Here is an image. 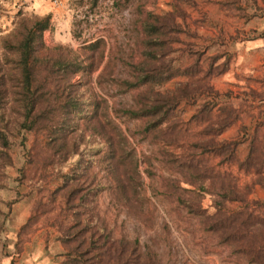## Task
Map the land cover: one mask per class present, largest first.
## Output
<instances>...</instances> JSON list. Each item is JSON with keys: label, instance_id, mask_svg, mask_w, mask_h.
Segmentation results:
<instances>
[{"label": "trees", "instance_id": "obj_1", "mask_svg": "<svg viewBox=\"0 0 264 264\" xmlns=\"http://www.w3.org/2000/svg\"><path fill=\"white\" fill-rule=\"evenodd\" d=\"M98 1L74 0L88 8ZM147 1L112 0L117 7L131 6L134 14L133 47L121 59L126 75L115 80L121 90L133 92L132 105L121 112L138 120L140 138L157 146L162 163L175 174L164 178L163 194L195 217L199 228L214 235L231 255L244 264H264V213L257 210L264 202L248 197L252 184L264 190V122H255L241 139L219 138L239 116L225 99L228 93L207 80L221 73L226 61L213 66L216 55L202 68L195 56L187 65L173 64L168 56L183 30L182 6L193 0H167L170 9L161 13L147 10ZM49 28V14L17 12L11 28L3 34L0 29V188L7 180L4 169L11 164V139L40 132L47 150L42 163L56 184L44 200L37 185L23 225L55 210L50 226L62 249L55 264H164L150 245L114 236L98 207L105 188L100 173L125 209L140 200L137 160L126 136L77 78L96 70L104 40H86L81 51L60 43L48 46L42 34ZM243 95L264 101V91L250 88ZM185 106L191 107L186 119ZM240 130L245 133L246 128L241 125ZM242 141L246 152L238 159ZM214 159L216 164L235 163L251 174V183L239 186L231 172L215 167ZM206 194L210 213L200 204Z\"/></svg>", "mask_w": 264, "mask_h": 264}, {"label": "rangeland", "instance_id": "obj_2", "mask_svg": "<svg viewBox=\"0 0 264 264\" xmlns=\"http://www.w3.org/2000/svg\"><path fill=\"white\" fill-rule=\"evenodd\" d=\"M145 8L161 13L170 6L167 0H150ZM182 8L186 13L184 20H180L183 30L176 34L168 58L173 64L184 66L199 56L202 68L216 55L213 66L226 61L225 69L207 80L214 89L227 92L226 101L238 109V119L219 138L238 140L251 132L255 122H264V101L243 95L250 88L264 91V3L262 0H193V4ZM17 12L33 13L25 9L21 0L15 4L13 0H0L1 34L11 28ZM49 15L50 28L42 34L45 45L60 43L81 51L86 40H104L103 57L96 70L78 74L77 78L83 80L90 96L98 101L100 111L106 110L120 127L137 160L140 200L131 210L113 198L109 180L100 173L105 188L98 195V207L114 236L134 237L150 245L164 264H244L219 244L214 235L202 231L195 217L163 194L164 178L175 174L162 163L157 146L140 138L138 120L121 112L132 105L133 92L121 90L115 80L126 75L121 59L127 58L134 43L133 8L117 7L112 0H99L92 8L66 0ZM190 110L189 106L183 107L184 119ZM241 125L246 128L245 133L240 130ZM263 126L260 132H264ZM10 144L11 164L4 169L7 180L0 188V264H55L62 252L56 230L50 226L55 210L23 225L31 214L37 185L44 200L56 184L42 163L47 155L44 138L40 132H23L14 136ZM245 152L246 141H242L236 150L237 158L241 159ZM216 161L213 160L215 167L231 172L239 186L251 183V174L239 170L235 163L216 164ZM33 182L36 184L31 186ZM248 197L264 202V190L252 184ZM210 202L207 194L202 195L200 204L208 213L213 211ZM257 210L264 213V204Z\"/></svg>", "mask_w": 264, "mask_h": 264}, {"label": "crops", "instance_id": "obj_3", "mask_svg": "<svg viewBox=\"0 0 264 264\" xmlns=\"http://www.w3.org/2000/svg\"><path fill=\"white\" fill-rule=\"evenodd\" d=\"M66 0H59L58 5L52 4L51 0H21L22 3H25V9L32 11L38 15L49 14L63 6ZM13 3H16V0H13Z\"/></svg>", "mask_w": 264, "mask_h": 264}, {"label": "built area", "instance_id": "obj_4", "mask_svg": "<svg viewBox=\"0 0 264 264\" xmlns=\"http://www.w3.org/2000/svg\"><path fill=\"white\" fill-rule=\"evenodd\" d=\"M52 4L54 5H58L59 4V0H51Z\"/></svg>", "mask_w": 264, "mask_h": 264}]
</instances>
